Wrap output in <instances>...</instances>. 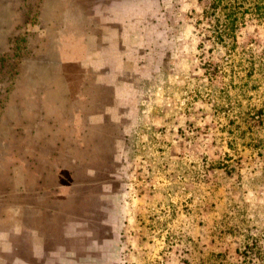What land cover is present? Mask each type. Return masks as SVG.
I'll use <instances>...</instances> for the list:
<instances>
[{"label": "rangeland", "instance_id": "rangeland-1", "mask_svg": "<svg viewBox=\"0 0 264 264\" xmlns=\"http://www.w3.org/2000/svg\"><path fill=\"white\" fill-rule=\"evenodd\" d=\"M0 264H264V0H0Z\"/></svg>", "mask_w": 264, "mask_h": 264}, {"label": "flooded vegetation", "instance_id": "flooded-vegetation-1", "mask_svg": "<svg viewBox=\"0 0 264 264\" xmlns=\"http://www.w3.org/2000/svg\"><path fill=\"white\" fill-rule=\"evenodd\" d=\"M121 3H122V1L121 2L119 1L117 3V5H118L117 7H119L121 5ZM105 9L106 8H104V10ZM104 10L102 11V13L104 12ZM116 14L119 15L118 19H116L115 15H113V18L111 20H108L107 23H110V25H112V26H116V28L117 27L123 28L124 27L123 25L125 24V20H124L125 17L122 16L121 12L116 13ZM67 36L65 35L63 38L64 40L66 39V41H65L66 44H64V52L65 51L67 52V54L64 53V55L66 56V59L62 63L58 64V66L61 65L62 68L64 67V70H66V69L68 70L67 73H65V77H66L65 80L67 81L68 86H69L68 89L71 91L72 90L78 91V93H81V94L84 91L85 92L86 91L91 92V90H99V91L111 90L109 87L99 88L96 85V81H93V78H92V74H95V72L93 70L87 68V66H88V63H87L88 62V54L90 53L88 48L91 47L90 45H94L95 47H97V44L95 43V41L94 42L86 41L87 39L83 38L82 33L74 36L73 39L70 37L69 34H67ZM70 39L73 41L72 43L69 42ZM109 41L111 43L112 42L115 43V44L112 43V45H110V47H116V48H118V50L122 49L120 47L121 40L119 39V37L118 38L115 37L114 39H111ZM75 79H81L82 81L76 82ZM65 89H67L66 86H65ZM115 91L116 90H114V92ZM81 94H78L76 96H78V99L81 102V105H83V107H81L78 111H76L75 116H74V121H73L74 122L73 126L75 127L74 128L75 132L72 136L78 145L76 148L81 149L82 152L86 151L87 149H89L91 151V147L90 146L86 147L85 141L83 139L85 138V136H87L88 133L92 134L91 133L92 128H94V127L97 128L96 126H99L98 129L100 130V132L102 130V133L99 132V133H96V135L98 134L99 138H100V134L102 135L101 136V138L103 137L102 143H104L105 138L108 139L107 141H110V144H111L110 148L113 150V156H112L111 163L112 162L113 163L118 162L119 160L115 154V152H116L115 149H116V145H117L116 140H115L116 139L115 134L114 135H111L110 133L107 134L104 131L102 124H100V123H93V124L90 123V119L94 116H97L101 119H102V117H106V114H107L106 109L111 107L112 102L114 100L113 93H111V99L108 100V102L110 103L109 105H107V104L103 105L102 100L97 101V100L89 99L90 98L89 96H88V99L85 98V100H84L82 98ZM69 97H70V95H68V99L70 100ZM91 102H94L95 106L98 107V108H96L95 111H90V109H88L91 106ZM88 111H90V112H88ZM112 122H114V121L112 120ZM114 124H115V122H114ZM114 126L116 127V125H114ZM97 139L98 138L96 137V144H99V139H98V141H97ZM59 142H61V141H59ZM59 142H54V145L57 144L59 146V144H60ZM117 142H120V141L117 140ZM98 147L100 149L99 145H98ZM72 150L74 151V148ZM68 151H71L70 147H69ZM45 196H47V195H45ZM48 213H50V212H48Z\"/></svg>", "mask_w": 264, "mask_h": 264}, {"label": "trees", "instance_id": "trees-1", "mask_svg": "<svg viewBox=\"0 0 264 264\" xmlns=\"http://www.w3.org/2000/svg\"><path fill=\"white\" fill-rule=\"evenodd\" d=\"M222 1H224V0H218V3H221ZM217 5H216V7H217ZM216 7H214V8H216ZM225 15H226L225 18L227 20H229L227 25L229 26L230 30L233 31V29H235V27H236L235 23L237 22V18L235 16L236 14H235V12L233 10H230Z\"/></svg>", "mask_w": 264, "mask_h": 264}, {"label": "crops", "instance_id": "crops-1", "mask_svg": "<svg viewBox=\"0 0 264 264\" xmlns=\"http://www.w3.org/2000/svg\"><path fill=\"white\" fill-rule=\"evenodd\" d=\"M96 122H99L97 116H94V117H92V118L90 119V123H91V124L96 123ZM119 147H120V145H119ZM206 215H207V217H208V216H209V213H207ZM207 246H208V245L206 244V247H207ZM209 247H211V245H210ZM200 250H202V251L198 253V254H199V256H197V257H198V260H199V259L201 260V259L204 257L203 252H204L205 248L202 247V248H200ZM207 255H208V254H207ZM203 259H204V258H203ZM201 261H203V260H201Z\"/></svg>", "mask_w": 264, "mask_h": 264}]
</instances>
